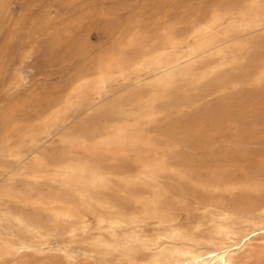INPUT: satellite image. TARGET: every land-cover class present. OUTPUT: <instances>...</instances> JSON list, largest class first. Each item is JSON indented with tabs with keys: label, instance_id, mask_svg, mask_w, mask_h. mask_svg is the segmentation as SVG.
Returning a JSON list of instances; mask_svg holds the SVG:
<instances>
[{
	"label": "rangeland",
	"instance_id": "obj_1",
	"mask_svg": "<svg viewBox=\"0 0 264 264\" xmlns=\"http://www.w3.org/2000/svg\"><path fill=\"white\" fill-rule=\"evenodd\" d=\"M242 1L244 0H0V112L9 113L13 111L16 115L18 129L10 141L11 146L19 142L23 143L20 149L22 156L20 155L18 158L9 155L8 151L4 147L2 148L3 145L0 144V188L12 180L19 186L24 185L27 181L24 174L17 175L16 177L12 176L20 169L24 172L32 166L37 174L45 175L50 173L51 167L58 166L66 160H78L80 155V159L87 158L88 156L85 151L71 147L69 141L72 142L74 140L79 142V138L81 139L84 136L87 140L89 139L87 142L89 147L97 141L96 138L102 132L103 128L113 126L114 124L117 125L127 120L125 119L128 118L126 114L117 115V117H121L122 115L125 117L122 116L121 118L115 119L116 114H119L117 112L120 111V108L128 111L135 106L133 111L138 110L136 107L138 105L135 102L133 103L135 98L129 99L127 97L130 88L125 87L126 84L118 81H114L113 84L112 82L106 84V92L102 96V102L99 101L90 110L91 112L87 110L86 106L74 105L73 96L67 95V92L69 93L70 91L68 89L73 86L80 75L89 74L93 67L92 65L113 52L118 46L124 45L127 42V37L123 36L122 33L128 26L138 25L140 29L146 30L150 34H153L156 29L162 26L176 22L184 28L195 22L202 21L201 15L204 14V11L207 13L216 5V7H234L239 6ZM258 41L256 42L257 46L254 43L255 47L249 48L252 49L251 51L247 49L238 54L239 67L236 64L235 66L226 67L228 69L224 68L212 76L213 79L211 78L208 84L197 85L198 87L194 84L196 90L193 88V84H178L174 91H172L173 95H171L170 99L157 101L154 103L156 104L155 106L153 104L154 111H161L163 113H160V116H156L154 119L155 122L152 121V123L150 122L151 124L142 120L138 125L141 133L148 135L152 143L155 144V146L153 145L154 151L148 154V156H145L143 153L139 154L138 150L140 149L137 148H135V152L132 149V152L128 149L127 153L129 152V156L127 153L126 156L107 155V153H105L106 156H103L104 152L101 150L97 151L99 157L95 155L97 160L99 159L98 161L101 167H104V170L108 171L110 168L109 171L124 175L128 173H130L129 175H134L139 171L137 170L138 163L134 159L137 155L141 161L152 158L154 160L158 154V157L162 161L169 160L166 161L167 164L169 163L168 166L170 168L173 166V169L176 170L171 169L170 171L168 170L169 173L164 171L163 174H161L162 172L157 174L155 185L157 184L156 186H159L157 187L158 189L163 187L161 191L166 197L169 196L167 198L163 196L166 199H163V205L165 202H169V200L174 201L177 198H181V194L182 197L184 196L182 201L177 199L179 201H172L169 205L166 203L164 207L171 211L170 213L175 218L174 223L177 226L192 232L196 236H204L211 229L210 223L208 224L209 216L202 212V207L205 204L210 202L223 204L226 202L224 205H227L229 208L232 207L233 210H243L245 203L251 207H255L263 201L260 196H256L254 193L251 194V192H238V190H235L234 193L229 195L222 190L213 191L211 188H207L208 186H213L212 182L215 180L217 181L214 184L218 187L225 186L229 182L232 183L231 185H237L236 183H239V185H243L244 183L245 185L243 186H250L257 183L264 185V80L260 83L254 80L259 71L264 67V58H262L264 56V38ZM212 61L214 63L218 60L214 59ZM86 68L88 71H86ZM220 75L224 81L218 83L216 78L220 77ZM252 79L253 82H250ZM232 81L234 82L230 83ZM252 83H254V87ZM113 89L116 90L114 91ZM191 89L194 91L191 92ZM225 89L228 90L225 91ZM208 90L213 93L209 97H202L208 93ZM112 91L114 94L111 93ZM111 96L113 97L111 98ZM62 98L66 99L64 100ZM68 98V101L72 104L65 109ZM50 102H53V104ZM62 102L63 104L61 105ZM193 102L195 103L193 105L195 108L189 107L188 104ZM39 104L42 110L39 109ZM172 106L173 109L176 108L174 110L175 112L173 111L174 114L170 112V110H173ZM124 108L129 109L125 110ZM50 109L55 110L52 111ZM55 111H60V114L58 115V121L53 124V121L50 122L51 112ZM99 111L100 113H97ZM178 111L184 114L180 113L178 115ZM63 112L66 113V116ZM19 114L20 116H18ZM38 115L42 116L38 117ZM37 118L39 119L36 120ZM31 120L32 122L30 123ZM95 120L96 122H94ZM157 120H162V122ZM35 121L37 122L33 125ZM163 121H166L165 125ZM42 124H45V128L47 126L48 128L45 129ZM52 124L56 126L54 129L55 131L57 130L58 134L56 132L54 133ZM39 126L41 129L38 128ZM35 127H37L36 130L38 132H36ZM59 127L62 129L59 130ZM100 128L101 130H99ZM28 130H33L35 135L37 134L35 139L37 138L36 140L38 141L33 143V153L29 151V142L24 136ZM152 133L153 136L156 135L154 136L155 139L153 138L154 140L152 139ZM42 134L44 135L42 136ZM47 135L49 136L48 138ZM158 135L162 136L161 138H166L161 139ZM52 136L54 137L52 138ZM175 136H177L176 139ZM55 137L56 139H54ZM63 138L68 139V142L63 143ZM48 140L49 144H46ZM92 140L95 141L93 142ZM176 140L178 143L174 146ZM40 141L41 144L39 143ZM36 145L41 149L36 147ZM163 145L165 146L163 147ZM66 147L72 153H69L70 151ZM73 151L75 152L73 153ZM56 152L57 154H61L57 155ZM164 155L170 156L169 158L171 160L166 156L165 159ZM72 156L73 158H71ZM144 156L147 158L143 159L145 158ZM61 157L64 160L66 158V160L60 159ZM75 157L76 159H74ZM21 158L25 160L22 159L24 160L22 161L20 160ZM34 159L38 163L33 166ZM157 159L160 160L159 158ZM18 160L21 163H18ZM107 160H112L114 163L112 161L108 162ZM179 160L180 163H177ZM113 165L115 168L117 167V170ZM179 166L182 170H189L186 171L188 173L183 172ZM223 167L225 168L223 169ZM113 169L115 170L113 171ZM178 170H180V173L183 172L182 174L184 176L185 174L187 175L184 180L188 178L189 182L186 180L183 183V179L177 182L179 178H175L178 177L175 171L177 172ZM199 170L203 171H201L203 175L200 174ZM173 171L174 175L171 174ZM214 174L222 176L223 178L216 177ZM201 176L205 178L203 179ZM207 176L211 177L208 178ZM157 178L159 180L158 182ZM8 179L11 180L8 181ZM200 180L202 181L201 183ZM204 180L208 182V185L207 183L204 185ZM112 181L117 185L115 179H112ZM220 183H224L225 185ZM35 185L43 193H51V187L53 191H56L57 189L54 188L58 187L57 184H51L47 180L38 181ZM136 190L137 192L139 190V193L145 196L150 193L147 189L138 188V185L136 186ZM205 192L207 193L204 194ZM184 199H187V201L185 202ZM228 201H232V204ZM121 202L123 206L127 203V201ZM128 207L129 205L125 206L126 209ZM37 214L43 222L45 219H49L48 215L42 210L37 211ZM88 219L90 225L93 227L94 219L90 215H88ZM47 225L44 224L45 227ZM196 226L199 227L195 228ZM147 230L152 233L157 229H154L152 223H150L147 226ZM0 231L3 230L1 229ZM67 235L66 233L59 234V232H52L47 237V242L42 239V241L39 240L41 241L39 244L44 247L46 245L47 248L48 246L55 248L57 245H68L70 244V239ZM62 236L64 237L60 238ZM77 238H82V236L79 235ZM75 245L81 249H87L86 245H79V243L73 244V246ZM258 245L259 243H255L252 249ZM44 256H38L32 253L21 256H7L1 251L0 264H73L62 259V256L58 253L51 254V257ZM241 258H246V255H242ZM109 259L113 260L115 256H110ZM79 260L80 262H77V264H94V261L91 259L81 257ZM84 260L86 261L84 262ZM248 264H257L256 259H251Z\"/></svg>",
	"mask_w": 264,
	"mask_h": 264
},
{
	"label": "bare ground",
	"instance_id": "obj_2",
	"mask_svg": "<svg viewBox=\"0 0 264 264\" xmlns=\"http://www.w3.org/2000/svg\"><path fill=\"white\" fill-rule=\"evenodd\" d=\"M216 6L207 13L204 11V14L206 15H201L202 21L195 22L187 27L185 26L186 28H182L180 24L176 22L162 26L156 29L153 34H150L148 31L140 29L138 25L128 26L122 33L123 36L127 37V42L124 45L118 46L113 52L92 65L93 67L91 66L92 68L89 74L86 73L85 75H80L73 86L71 85L72 87L68 89L70 91L69 93L67 92V95L73 96V104L86 106L87 110L90 111L99 101H101L102 96L106 92V84L109 82H112L113 84L114 81H118L126 84L125 87L130 88L127 97L129 99L135 98L133 103L135 102V104L138 105L136 106L138 110L133 111V108L135 107L133 105L132 109L128 111H124L121 108H115L120 110L119 112L116 111L119 114H116L115 119L124 116L117 117V115L126 114V117L128 118L125 119L127 120L125 122L119 121L121 123H118L117 125L114 124L115 126H104L105 128L102 129V132L100 131L101 133L96 138L97 141L94 142L95 140H92L94 143L89 147L87 144L89 139L87 140L84 136L81 137V139L79 138V142L74 140L72 142L69 141L71 147L85 151L88 156L87 158L80 159V155L79 158L77 157L78 160H66L65 158V161L61 157L60 159L65 162L62 164L60 163L58 166L52 165L53 167H51V171H49L50 173L45 175L37 174L32 166L27 169L25 168L26 170L24 172L20 169L12 175L16 177L17 175L24 174L27 181L24 185L19 186L12 180L0 188V230H3L0 231V248L4 255L21 256L32 253L38 256L45 255L51 257V254L58 253L62 256V259L73 264L80 262L78 259L81 257L84 259H91L94 261V264H248L251 259H256L257 264H264L263 184L257 183L250 186H243L245 185L244 183L243 185H239V183H236L237 185H231L232 183L226 182L230 185L220 183L225 186L218 187L214 184L217 180L214 182L211 181L213 186L205 187L208 189L211 188L213 191L222 190L229 195L234 193L235 190H238V192H251V194L254 193L256 196H260L263 201L255 207H251L245 203L243 210H233L232 207L229 208L227 205H224L226 202L219 204L215 201L216 203L210 202L205 204L202 207V212L209 216L208 224L210 223L211 229L204 236H196L192 232L181 228L174 223L175 218L171 215V211L164 207L166 203L169 205L173 200H169V202H165L163 205V199H165L163 198L165 195L161 191L163 187L159 184L162 188L158 189L157 187L159 186H156L157 184L155 185L157 174L161 172V174H163L164 171L169 173L168 170L170 171L171 169L176 170L173 169V166L170 168L168 166L169 163H166V161H169L166 159V157H168L167 155H164V157L166 156V161H162L161 158L158 157L159 154L154 160H152V158L145 161H141L137 155L134 159L135 162L138 163L137 170L139 171L134 175H129L130 173L127 171L128 174L126 175L116 174L109 171V167L108 171L104 170V167H101L100 162L98 161L99 159L97 160L95 156L97 155L98 150L104 152V154L101 153L103 156H106L105 153H107V155L113 154L126 156L128 149L134 151L135 148L140 149L138 150L139 154L143 153L145 156H148V154L154 151L153 145L155 146V144L152 143L150 140L151 138H149L148 135L141 133V129L138 128V125L142 120L147 123H152L155 117L161 113V111L158 112L153 110V104L157 101L166 100L168 98L170 99L171 95H173L172 91H174L178 84H193V88L194 84H196V87H198L197 85L208 84V81H210L212 76L217 72L229 66H235L236 64V66H238V54L253 47L254 43L256 45L258 40L264 38V0H244L239 6L234 7ZM249 50L251 51L252 49ZM262 58H264V56ZM214 59L218 61L212 63V60ZM86 71H88V69ZM216 80L218 83L224 81L221 75L220 77H217ZM254 80L258 83L264 80V67L259 71ZM233 82L234 81L230 83ZM250 82H253V79ZM253 84L254 83H252V86ZM228 89H225V91ZM108 90L110 91V89ZM193 91L194 90L191 92ZM203 92L202 94H204ZM207 92L208 93L202 97H209L213 93L209 90ZM111 93H113V91ZM112 97L113 96H111V98ZM182 97L184 98V96ZM68 100L69 98L67 99L65 109L72 104ZM54 102L56 103V101ZM50 103L53 104V102ZM194 104V102L189 103L188 106L193 107ZM155 105L156 104H154V106ZM39 109L42 110L41 106ZM127 109L129 108H126L125 110ZM175 109L170 110V112H173ZM180 110L184 111L185 109ZM189 111L191 112L190 109ZM178 112V115H180L181 111ZM97 113H100V111ZM59 114L60 111L51 112L50 122L53 121V124L54 122H57ZM65 114L66 113H64V115ZM15 116L16 115L13 111H10L9 113L0 112V144L3 145L2 148L4 147L6 151H8L9 155L18 158L22 153L20 149L23 146V143L19 142L14 146H11L10 143L18 129V122L16 121ZM18 116H20V114ZM40 116L38 115V117ZM38 119L39 118L36 120ZM157 121L162 122V120ZM166 121H163V123L165 122L164 125L166 124ZM36 122L37 121H35L33 125H35ZM94 122H96V120ZM42 125H44V128L46 127L45 124ZM155 126L157 125L155 124ZM55 127L56 126L53 125L52 129ZM38 128H40V126ZM36 129L37 127H35V130ZM61 129L62 128L59 130ZM151 129H153V127H151ZM99 130H101V128ZM36 132L38 131L36 130ZM55 132L58 134L57 130L55 131L54 129V133ZM154 132L158 133L156 131ZM153 133L151 134L152 139H155L154 136L156 135L153 136ZM36 135L33 130H28L24 135L28 139V149L29 151H32V153V149H34L33 143L38 141L36 140L37 138L35 139ZM43 135L44 134H42V136ZM54 135L56 136V134ZM158 136L159 138L162 137L160 135ZM48 137L49 136L47 135V138ZM53 137L54 136H52V138ZM176 137L177 136H175V139ZM159 138L156 137L158 140ZM54 139H56V137ZM49 140L46 144H49ZM170 141L172 140L170 139ZM64 142H68V139L63 138V143ZM39 143L41 144V141ZM177 143L176 140L174 146ZM46 144L44 143V145ZM165 145H163V147ZM36 147L39 146L36 145ZM60 150L62 149L60 148ZM67 150L69 149L67 148ZM74 152L75 151H73V153ZM69 153L72 152L70 151ZM45 154L47 155V153ZM67 156L69 157L68 154ZM73 156L71 158H73ZM24 158L26 159V157ZM24 158H21L20 160ZM146 158L147 157L143 159ZM74 159H76V157ZM128 159L130 160V158ZM35 160L36 159H34V162L32 163L33 166L38 163V161ZM59 161L61 162V160ZM17 162L21 163L19 160ZM124 163L127 164L126 162ZM177 163H180V160ZM127 168L129 167L127 166ZM224 168L225 167H223V169ZM115 169L117 170V167ZM115 169H113V171ZM219 169H221V167H219ZM178 171H175V174H177L178 177H175L177 175L174 176L175 178H179V180L176 179L177 182H180L182 179L183 183H185L186 180L189 182L188 178L184 180L187 175L185 174L184 176V174H182L184 171L185 173H188L186 171L189 170H182V173H180V170ZM201 171L202 170H199L200 174ZM171 174L174 175V171L173 173L171 172ZM215 176L218 177L219 175L217 176L216 174ZM171 177L173 176L171 175ZM220 177L223 178L222 176H219V178ZM202 178L204 179L205 177L203 176ZM11 179H8V181ZM112 179L117 181V185H115ZM42 180H47L51 182V184H57L58 187L54 188L57 190L53 191L51 187V193H43L40 188L37 189L35 185L38 181ZM206 180H204V185H206V183L208 185ZM158 181L157 178V182ZM201 182L202 181L200 180V183ZM137 185L138 188L141 187L147 189L150 193L145 196L139 193L140 189L137 192ZM206 193L207 192L204 194ZM183 197L181 194V198L177 199L182 201ZM211 197L213 198V196ZM121 201H127V203L123 206ZM186 201L187 199L185 202ZM232 201L228 202H231L230 204H232ZM126 205H129L127 209L125 208ZM40 210L48 215V220L45 219L43 222L39 219L37 211ZM88 215L92 216L94 219L93 227L89 223ZM150 223H152L154 229H157L152 233L147 230V226ZM44 224H48L47 227H45ZM198 227L199 226H196L195 228ZM52 232L68 234L67 236L70 239V244L57 245L56 247L54 246L55 248L52 246H48L47 248L46 245L44 247L39 244L42 239L46 241L47 237L50 236V233ZM79 235L82 236V238L78 239L77 237ZM63 237L64 236L60 238ZM77 243H79V245H86L87 249L84 250L76 245L73 246V244ZM255 243H259V245L252 249ZM244 254L246 255V258H241ZM110 256H115V259H109ZM85 261L86 260H84V262Z\"/></svg>",
	"mask_w": 264,
	"mask_h": 264
}]
</instances>
